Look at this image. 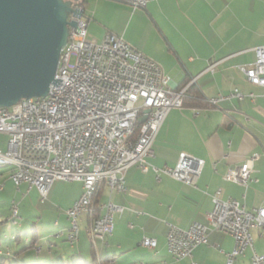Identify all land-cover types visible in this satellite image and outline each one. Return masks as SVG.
I'll return each mask as SVG.
<instances>
[{"label":"crops","instance_id":"obj_1","mask_svg":"<svg viewBox=\"0 0 264 264\" xmlns=\"http://www.w3.org/2000/svg\"><path fill=\"white\" fill-rule=\"evenodd\" d=\"M111 4L87 0L84 13L89 40L102 39L107 33L125 39L132 21H150L155 29L152 43L145 45L129 38L127 42L157 61L171 77L173 87L194 79L198 91L199 98L192 95L182 108L169 111L157 133L150 161L159 167L173 166L186 152L204 159L205 165L197 186L163 174L158 178L153 170L144 172L137 165L129 167L125 191H111L107 184L102 191L100 204L111 201L124 209L114 214L112 233L95 239L92 248L99 258L108 255L105 264H224L226 253L234 247L230 234L213 231L209 244L196 247L191 258L175 259L167 246L168 223L183 228L194 222L207 224L206 214L214 206L211 194L218 188H222L224 198H236L246 209L264 205V88L250 83L239 69V65L254 62V48L264 45V0H150L143 9L122 5L120 15L112 14ZM235 88L245 96L225 97L212 108L203 107L205 99L228 95ZM256 152L260 158L251 176L258 180L247 187L224 180L229 167L240 165ZM13 170L10 165L8 180L12 182ZM4 179L5 174L0 173V191L5 190ZM22 185L26 191L36 188ZM79 196L77 192L71 197L69 207ZM87 220L89 225L88 214ZM56 222L54 225L60 226L59 220ZM52 232L37 234L41 251L47 250L50 240L53 251L63 258L91 254V246L86 251L81 235L77 243L69 245V252L59 243L66 240L55 238L56 232ZM251 232L255 250L264 253V227H254ZM145 236L156 238L157 246L142 245ZM3 251L0 249L1 254ZM251 255L252 249H246L236 264H249Z\"/></svg>","mask_w":264,"mask_h":264},{"label":"built area","instance_id":"obj_2","mask_svg":"<svg viewBox=\"0 0 264 264\" xmlns=\"http://www.w3.org/2000/svg\"><path fill=\"white\" fill-rule=\"evenodd\" d=\"M118 1L137 9L145 8L150 0ZM73 7L85 10L74 0ZM71 18L77 26L70 29L48 94L0 107V133L9 138L8 148L0 149V161H11L14 170L10 177L17 189L28 183L30 188L38 189L42 200L57 180L82 182V194L66 211L67 231L54 234L74 245L79 240L82 213L89 216L88 234L94 241L112 233L114 214L124 209L107 201L100 206L105 212L96 216V193L102 182L111 191H125L126 172L137 165L144 172L153 170L158 178L163 174L197 186L205 161L186 152L173 166L159 167L150 161L161 125L171 109L185 105L194 79L177 89L157 61L122 35L116 33V39H109L107 33L100 42H93L88 39L87 18ZM254 51V62L239 65V69L250 83L264 88V45ZM244 96L235 88L228 95L205 99L203 107L212 108L225 97ZM148 108L150 111L144 113ZM145 114L146 119L141 121ZM259 158L256 152L240 165L229 167L224 180L247 187L258 180L251 174ZM211 196L214 206L206 214L207 224L194 222L183 228L168 223L170 254L175 259L191 258L196 247L209 244V234L215 231L234 238V247L226 253L224 264H236L248 248L252 249L249 264H264V253L255 250L251 232L254 227H264V205L246 209L238 199L224 198L222 188ZM19 217V207L13 201L14 224L19 223ZM142 245L155 248L157 239L145 236ZM36 250L40 252L41 248Z\"/></svg>","mask_w":264,"mask_h":264},{"label":"water","instance_id":"obj_3","mask_svg":"<svg viewBox=\"0 0 264 264\" xmlns=\"http://www.w3.org/2000/svg\"><path fill=\"white\" fill-rule=\"evenodd\" d=\"M72 15L85 16L73 0H0V107L48 94Z\"/></svg>","mask_w":264,"mask_h":264},{"label":"rangeland","instance_id":"obj_4","mask_svg":"<svg viewBox=\"0 0 264 264\" xmlns=\"http://www.w3.org/2000/svg\"><path fill=\"white\" fill-rule=\"evenodd\" d=\"M106 1L112 3L110 10L112 11V14L115 13L116 15L122 13V5L128 6V4L118 0ZM129 7L131 8L130 5ZM154 35L155 29L150 21H132L127 32V38L139 40L145 45L154 41ZM127 38H125L126 41L128 40ZM90 40L93 42H100L102 39L94 38ZM4 139L6 140L4 141ZM8 140L9 138H5L3 133L0 134V148L2 150L8 148ZM3 141L4 143H2ZM9 166L10 165H0V173L5 174V179L2 182H5V190L0 191V220H5L0 229L2 242L1 249L4 250L3 254L0 253V262L3 260V264H14L16 262H18V264H25L23 260H28L26 261L28 262L27 264H53V262L49 260L46 248L43 249L41 254H38L34 247L27 248L20 254H17L16 252L22 248V246L28 244L26 238L30 237L33 232H36L37 234H42L43 231L60 232L64 226H69L66 214V211L70 208L69 200L77 192L80 193V195L82 194V182L58 180L53 193L45 200H42L37 188L26 191L25 186L22 185L17 189L15 183L8 180V172H10L8 171ZM13 201L16 202L19 208L21 207L19 214L20 217L18 219L19 224H14L12 222L11 206ZM81 219L80 235L81 239L85 240L86 251H88L93 240L87 234V213H82ZM58 220L60 226L56 227L54 223ZM17 231H20L19 241H15L12 238ZM63 238L64 237H61V239ZM59 243L66 247L69 252L72 251V249L69 248V241L66 240ZM7 251L10 253L12 252V255L7 256ZM84 257L87 258L89 262L92 261L91 256L87 252L84 253ZM65 261L69 262L68 257L65 258Z\"/></svg>","mask_w":264,"mask_h":264},{"label":"trees","instance_id":"obj_5","mask_svg":"<svg viewBox=\"0 0 264 264\" xmlns=\"http://www.w3.org/2000/svg\"><path fill=\"white\" fill-rule=\"evenodd\" d=\"M75 1V4L78 3V4H81L85 7L86 5V2L87 0H74ZM184 84L182 85H179L178 87H176L177 89L182 87ZM198 93V91L196 90L195 86L192 85L189 90H188V93H187V97H186V101L192 97V95H195L197 96L196 94ZM199 98V96H197ZM106 186V183L105 182H102L101 185H99L98 187V190H97V193H96V199H95V210H96V216H99L101 214V205L100 204V197L102 195V191L104 189V187ZM5 220H0V229H1V226H2V223L4 222ZM13 222V220H12ZM19 237H20V231H17L16 234L14 235V237H12L15 241H19ZM37 233L36 232H33L32 235L29 237V239H27L26 242H28V244L22 246V248H20L16 253L17 254H20L22 253L25 249L27 248H30V247H34L35 250L37 249V247H40L42 249V245L39 243H37ZM1 246H2V242H1V235H0V249H1ZM53 247H54V243L52 241H48L47 242V250H46V253L48 254L49 256V260L53 262V264H105V262L107 261L108 259V255L107 256H102V257H98L95 253V251L93 250L92 248V245H91V258H92V261L89 262L87 260V258H85L83 255L81 254H73L72 255V258L69 259V262H66L65 261V258L57 255V252L56 251H53ZM2 250V249H1ZM53 251V253H52ZM37 252V250H36ZM42 251L40 250V252H37L38 254H40ZM7 255H10L9 253H7ZM25 264H27L28 260H23ZM0 264H3V260H1ZM14 264H18V262L14 263Z\"/></svg>","mask_w":264,"mask_h":264},{"label":"bare ground","instance_id":"obj_6","mask_svg":"<svg viewBox=\"0 0 264 264\" xmlns=\"http://www.w3.org/2000/svg\"><path fill=\"white\" fill-rule=\"evenodd\" d=\"M109 39H116V34L109 33ZM0 165H11V161H0Z\"/></svg>","mask_w":264,"mask_h":264}]
</instances>
